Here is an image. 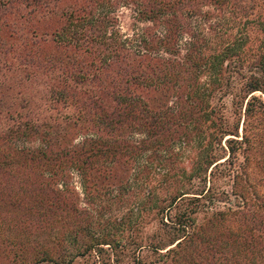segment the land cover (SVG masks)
Returning <instances> with one entry per match:
<instances>
[{"label":"trees","instance_id":"obj_1","mask_svg":"<svg viewBox=\"0 0 264 264\" xmlns=\"http://www.w3.org/2000/svg\"><path fill=\"white\" fill-rule=\"evenodd\" d=\"M102 1L91 0L90 6L86 4L85 8L90 10L83 12L88 13L86 17L75 11L79 24L74 22L71 12H62L56 17L65 24L52 35V40H57V50L63 52L51 56L55 59L42 65L38 53L33 52L36 49L19 45L16 51L15 46L7 45V40L20 39L16 37L19 32L12 33L17 21L26 18L17 10L18 6L29 17L37 16V21L47 18L48 22H55L56 0H0V118L5 114L4 121L9 128L0 133V264H68L65 263L68 256H55V251L65 252L70 243L66 237L73 234L81 235L79 240L74 239L78 245L75 246L76 257L104 264L102 247L111 245L112 241L95 236L92 229L96 223L93 221V224L88 211L84 213L85 218L83 211L78 214L73 205L75 195L68 194L67 172L72 170L79 176L85 192L96 188L101 194V175L108 184L124 188L119 173L124 170L127 174L133 169L132 162L141 160L150 141L161 144L162 131L168 135L180 128L178 137L188 141L194 134L203 142L194 176L202 177L200 182L206 189L188 193L184 182H180L182 188L160 202L157 214L170 230L168 240L165 244L151 240L147 248L153 254L152 260L144 263L134 255L132 264H264V195L261 192L264 190V11L253 28H249L248 23L252 21L243 13L246 7L242 3L246 1L240 2L242 0H132L140 17L150 22L162 19L160 26L165 32L158 40L166 49L164 53L169 55L178 53L172 48L176 47L179 36L190 31L186 16L208 22L212 15L202 12L207 6L221 11L229 9L228 14H231L228 18L221 17L202 39L194 34L182 61L171 60L160 65L157 62L156 70V65L146 55L150 47L148 40L147 46L145 41H140L142 54L124 50L129 40L125 45L118 41V32L109 28L113 26V19L110 8L104 4L107 0ZM70 18L72 24L67 27ZM196 26L198 24H194ZM228 30L235 33H227ZM108 51L113 54L107 58ZM9 55L12 61L6 62ZM89 56L94 59L91 64ZM26 59H31L32 63ZM63 61L72 62L64 65ZM15 68L24 73L30 70L24 76L30 82L39 77L43 83L60 87L56 97H52L53 103H68L72 121L84 128L91 126L97 135L85 138L78 146L55 151L51 138L54 127H47V118H43L42 125H34L30 116L10 115L9 110L13 108L2 103L5 97L1 91L22 86L23 81L6 79L8 75L17 74L9 71ZM157 72L159 77L155 76ZM156 88L177 93V117L171 115L167 120L162 115H151L143 94ZM218 94L220 101L226 96L232 97L234 122L230 125V119H223L219 111L212 108L211 101ZM243 106L240 136L239 110L242 111ZM53 109L56 107H50ZM65 119L69 122L68 117ZM52 122L56 123L57 118ZM206 124L216 129L207 142L204 135L189 132ZM248 124L253 125L251 129L255 132L247 130ZM167 125L170 128H166ZM137 132L142 137L138 141L133 134ZM17 138L29 142L38 140L40 146L14 147L11 142ZM214 148H219L222 154L213 155ZM252 164L259 169L253 185L248 173ZM142 170L145 171V167ZM217 174L220 179L231 180L229 197L234 199V206L228 204L226 210H213L196 224L195 216L202 212L199 208L212 210L221 201L216 195H225L212 186V177ZM58 182L63 183V191L54 188V185L58 187ZM86 201L94 203L90 199ZM186 201L188 208L175 218L168 216L177 202ZM222 204L226 205L224 201ZM67 211L79 215L78 220L68 218ZM54 214H64L55 227L51 222ZM142 246L134 241L131 247L138 251Z\"/></svg>","mask_w":264,"mask_h":264},{"label":"rangeland","instance_id":"obj_2","mask_svg":"<svg viewBox=\"0 0 264 264\" xmlns=\"http://www.w3.org/2000/svg\"><path fill=\"white\" fill-rule=\"evenodd\" d=\"M90 1L91 0H56L57 5L53 7L55 14L54 18L61 16L62 12H71L70 14L74 17V22L79 24L80 21L77 20V14L82 15L84 11L90 12L89 9L85 8L86 4H89V6L92 4ZM240 2H243L242 6L246 7L243 13L246 12L248 19L252 21L248 23V27L253 28V24L258 19L259 14L264 11V0H242ZM99 3H103V1L99 0ZM104 4L110 8L109 14L113 19V26H109V28H115L118 32V41L125 45L126 41L129 40V45L126 47L123 46L124 50L135 54H142L143 51L141 50L140 41H145L147 46L148 40L150 47L146 55L149 59H151L150 61L156 65V70L158 69L157 62H159L160 65V62H169L171 60L173 62L182 61L183 56L186 53L187 43L192 39L194 34L202 39V37H205L211 32V27L215 28V25L221 17L228 18L231 15L228 14L229 9L221 11L210 6L202 8L203 13H209L212 15L208 22H202V19L199 18L189 19V17L185 15L188 18L186 19L187 22L191 24L190 31L188 29L185 34L179 36L176 47L172 48H176L178 53L169 55L164 53L165 47L160 45L158 40V38H161L165 32L164 27L160 26L162 22L161 18L154 20V22H150L147 21V18L140 17L136 3L132 0H107ZM19 9L21 10V14L25 15L26 18L21 21H17L16 25L12 29V33L15 35L19 32V35H16V37L20 39L16 42L7 40V45L15 46L14 49L16 51H19L16 49L19 45L36 49V51H31L38 53L39 61L42 65L50 59H55L50 57L58 55L63 52V50H57L58 43H56V39L54 41L52 40V35L58 32L61 27L63 28L65 24L64 20L56 18L57 21L48 22L47 18H43L42 20L37 21V16L30 15V18L27 13L24 12L22 7L18 6L17 10ZM87 15L88 13H84L82 17H86ZM69 24H72L71 18L67 22V27ZM194 24H198V26L194 27ZM200 30L204 31L200 32ZM227 33L234 34L235 30H228ZM9 48L10 47H7V49ZM72 52L74 51L72 50ZM108 52L109 54L105 53L107 58L113 54V51ZM11 56L9 55V59H7L6 62L12 61V59H10ZM79 56L80 54L75 58L79 59ZM16 58L17 57L14 58V61H16ZM75 58H73V60ZM26 60V62L32 63L31 59ZM61 61L62 60L60 59V62ZM63 62L65 65L66 63H70L72 61ZM88 62L92 63L94 62V59L89 56ZM9 71L17 74L14 76H6L7 80H12V82L19 80L23 81V83L20 87L15 86L10 90L5 89V91H1L3 93L2 96L5 97V100H2V103H5L7 107L11 106L13 108L12 110H9V112H11L10 115L15 116V114L18 113L23 116H30L33 119L32 123L34 125H42L44 123L43 118H47V127H54L51 132V138L52 141H54V144L52 145L53 150L58 151L60 149L61 151L65 150L67 147L78 146L85 138L97 135V131L91 130V126L84 128L82 125H77L79 122L72 121V113L70 112L69 107L66 106L68 103H56L55 100L56 105L53 103L52 97H56L55 93L60 87L55 88L48 85L47 82L43 83L39 77L30 82L26 77H24L28 75L30 70L25 73L22 72L21 69L17 68ZM155 76L159 77L158 72L155 73ZM88 89H92L96 92L94 88L89 87ZM53 92L54 94H52ZM256 95L258 96L259 93ZM143 96H145L143 99L151 111V115H162L167 120L171 115L177 117L178 95L175 91H171L170 89L169 92H166L162 88H156L155 91L145 93ZM219 96L220 95L218 94L215 96L214 100L211 101L213 106L212 108L219 111V115L222 116L223 119H230L228 123L230 125L234 122L233 117L231 116L233 111L232 97L226 96L220 101ZM50 107H56V109L50 110ZM239 112H241L239 126V135L241 136L244 122V116H242L244 113V106L242 111L239 110ZM4 116L5 114H3V116H1L2 118H0V133L4 130H9V128H7L8 122L4 121L6 116ZM65 117L69 118V122L66 121ZM53 118H57L56 123L52 122ZM196 124L197 121L195 122V125ZM179 127L182 126L179 125ZM166 128H170V125H167ZM251 128H254L253 125L248 124L247 130L255 132ZM215 130L216 129H214L211 125L206 124L205 126H202V128L194 130L190 129L189 132L201 134L202 136L204 135L207 142L212 131L215 132ZM179 131H182V128L176 129L168 135L166 134V131H162L159 135L164 138L161 144L155 145L153 143L154 141H150L147 153H144L145 155L141 156V160L139 162H132L133 169H131L127 174L124 173V170L119 173L118 177L122 180L124 188L113 185L112 183L108 184L104 180L105 177L101 175L99 177L101 178L99 182H103L100 183L101 187L99 188V191L103 188L100 191L101 194L99 195V192H96V188L85 192L79 176L72 170L67 172L68 177L66 185L68 186V194L75 195L73 198V205L79 211L78 214L80 215V211H83L82 216L85 218L86 214L84 213L85 211H88L90 213V217H92V222L94 221L96 223L94 224L93 222L95 228L92 229L95 236H104L105 240L108 242L109 240L112 241L111 245L102 247L105 251V256L102 259L104 260V264H113L115 262L117 264H132L131 261L134 255L144 263L152 260L153 254L150 250H148L147 244L151 242V240L165 244L169 237L167 234L170 233V230L165 228L163 223H161V216L157 214L159 206H161L160 202H162V200L169 194L175 192L178 188H182L180 187V182H184L183 186L188 189V191H186L188 193H198L199 190L203 188L206 189L205 185L200 182L202 177L199 178L197 175L194 176L196 167L198 166L197 162H199V157H197V155L204 148V146L200 147L203 145V142H201V139L197 138L194 134L192 135L194 137L188 141L182 136L178 137ZM133 134L136 136L135 140L138 141L142 139L138 132ZM249 134L251 135V133H248V135ZM171 137L176 139L170 140ZM11 143L14 147H24L26 149H32L40 146L38 140L29 142L19 138L12 139ZM212 152L215 156L222 154V151L219 148H214ZM256 162L257 161H255L254 164H256ZM254 164H252L248 169L249 179H251L250 183L252 185L254 178H257L259 175V169H256V166H253ZM138 166L140 167V170H136ZM144 167L145 171L142 170ZM137 175H139L140 178ZM177 180L179 184L176 182ZM212 180V186H214L219 194L224 193L225 195H216L221 198V201L216 203L217 206H215L212 210L206 209V207L199 208L202 212H199L198 214H196L197 212L195 213L196 224L200 222L199 220L203 218L204 215L208 217L213 210H226L228 208V204H234V199L229 197L232 189L231 180H228L227 178L220 179L219 174H217L214 178L212 177ZM44 185L45 184L41 186ZM57 185L58 187H56V185L53 187L61 191L64 190L63 183L58 182ZM206 186L210 185L206 184ZM50 189H52V186ZM22 191H24V189H22ZM51 191L54 193L55 190L52 189ZM261 192L264 195V190H261ZM98 195L99 197H97ZM21 196V199H23L24 196ZM226 196L229 198H226ZM87 199L92 200L94 202L93 205L88 204L86 201ZM223 201L226 205L222 204ZM188 204V201L177 202L168 212V216L175 218L176 215L188 208ZM65 214L69 215L68 218L72 221H77L79 218V215H76L72 211H67ZM63 217L64 214L62 216L55 214L52 215L51 222H54V227L59 223L60 219H63ZM128 236L132 237L128 240ZM79 238H81V235L75 234L71 235V237H66V240H70L69 245H67V249H64L63 247L65 250L63 253L55 251V256L65 254L68 256L65 259V263L68 262V264H93V261L87 262L84 258L75 256V246L78 245L74 239L79 240ZM134 241L143 245L140 250L135 251L134 248H132ZM73 242H75V244H73Z\"/></svg>","mask_w":264,"mask_h":264}]
</instances>
